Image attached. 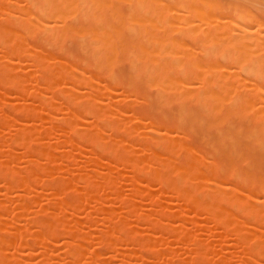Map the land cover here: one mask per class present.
Masks as SVG:
<instances>
[{"label":"bare ground","instance_id":"obj_1","mask_svg":"<svg viewBox=\"0 0 264 264\" xmlns=\"http://www.w3.org/2000/svg\"><path fill=\"white\" fill-rule=\"evenodd\" d=\"M13 1L15 2L9 0V3H14ZM30 2L34 11L26 9V3L25 7L20 9L19 16L12 14L15 17L0 21V87L3 90L7 88L8 91L5 92L19 94L18 97L21 98L20 102L13 104L0 99V106L9 109L10 104V111L16 115H26L27 112L26 116L30 117V113H34L38 120L34 121L32 117L30 119L38 121L37 124L40 125L51 116L54 123L63 125L60 126L61 129L68 132V140L67 136L57 135L68 141L71 150L82 147L84 149L86 146L89 148L85 150L90 154L91 164L103 154L108 158L107 162L111 161V164H108L110 169L126 167L125 176L124 173L121 175L124 178L122 180H127L125 185H128L127 190L124 187L125 197L110 174L83 171L86 172L84 174L81 173V166H77L80 173L72 175L78 176L73 179L79 181L83 191L71 196L75 201L72 204L73 210H80L83 200H91V214H94L90 219L96 223L98 220L95 215L103 213L106 219H98L103 218L107 225L113 224L112 232H108V235L104 233L106 237H99V234H103L101 232L95 235V240L101 238L103 241L96 242L99 249L100 244L101 247L106 244L104 252H107L106 247L110 249L112 243H121L120 240L124 239L135 244L137 254L145 253L148 256V259L143 257L147 259L146 264H158L159 257H163V261L170 259L169 255L173 251L169 250L170 246L165 247L170 243L163 237L165 234L168 238H173L174 242L171 243L176 242L180 247L174 246L178 248L185 245L195 248L193 255L188 256V259H181L176 255L175 261H171L173 264H207L204 249L216 245L217 243L210 242L219 238L208 241L195 239L189 234V229L207 230L208 220L212 225L210 228L224 226L223 229L218 228L225 230V234L222 231L217 237L228 238L225 240L233 242L230 243L231 247L235 245L245 248V254L241 253L245 259H240L239 264H264V172L256 163L264 156V21L259 20L247 8V0ZM3 6L0 7L2 13L8 8L6 6L7 8L3 9ZM6 10L5 12L9 11ZM35 34L42 37L46 48L29 46L27 39ZM67 38L74 40L81 51L83 58L80 62L83 61V65L78 66L69 60L58 59L47 49L54 46L55 49H62ZM21 58L29 59L32 63L29 65L34 66L33 70L36 68L34 72L43 80L41 88L48 90L56 84L55 82L61 81L62 84H59L63 85V90H60L58 95L51 93L48 96L46 91L39 90L37 84H34V89L31 88L34 92H28L25 84L30 76L19 71L21 68L16 67L17 61H13ZM123 63L127 66L125 70L121 68ZM85 64L92 66V70L99 75H106L109 84L106 85L102 79L88 75ZM39 80L41 82V79ZM60 85L57 86L61 87ZM82 86L86 89L82 90L84 93L78 90ZM149 90L154 91L153 96L146 93ZM26 101L33 103L31 108L26 105ZM136 103L141 104L138 106L140 109L134 107L133 104ZM43 106L49 109V113L38 111V107L41 109ZM165 109L168 113L164 112ZM1 110V125L9 118L11 122L16 119L12 118L13 113L10 117L9 113L6 114L3 110L6 114L4 115ZM46 113L50 114L49 118ZM18 125L19 130L10 134L12 136L8 137L9 144L6 143V147L10 149L12 145L18 144L23 148L22 154L19 155H24V158L36 155L45 160L40 165L39 162L25 159L27 166L21 171L42 173L51 169L56 163L49 162L52 156L50 148L48 147V150L47 146L40 147L32 142L33 139L45 135L48 129L23 121ZM103 130H108L107 134L103 133ZM189 137L201 145L206 144V153L188 144ZM67 158L68 155L63 152L64 168L66 163L69 165L70 162ZM3 163L0 162V186L5 188L6 192L7 189L20 190L24 186L37 187L40 183V188L48 187L51 192H67L61 180L46 177L40 179L35 176L31 181L22 176L16 179L12 171L3 167ZM59 165L64 166L60 162ZM126 171L132 172V175H128L130 172L126 174ZM119 173L122 174H117ZM153 184L157 189H152ZM101 191L110 198L107 204L109 206L105 208L104 202L102 205L101 201L107 198L105 199ZM99 192L103 199H100ZM127 193L128 196L132 197L133 194L140 200L144 198L148 201L150 208L146 206V209L149 208L144 211L146 213L131 215L136 217L132 218V222H142L146 228L142 227L144 225L141 223L143 229H127L122 217L116 215V206H113L116 202L119 203L116 204L119 206L117 209L134 212V203L128 200ZM66 194L72 195L69 192ZM160 194L167 195L169 199L160 200ZM2 196L4 199V193ZM34 196H21L22 204L14 206V216L19 217L22 213L24 215L27 208L25 203L31 202ZM65 198L60 199L63 201H57L58 204L55 203L57 206L53 211L30 218L31 225L41 232L36 234L37 236L22 235V238L29 236L34 239L33 244L26 241L29 246L32 244L47 248L49 239L57 237H72L74 241L82 239L81 232L85 231L86 225L88 227L84 220L79 224L76 222L75 226L74 222L73 225L57 222L62 205L68 202ZM142 202L145 201L142 200L141 204ZM1 209H5L3 203H0ZM170 210L171 214L175 213L168 215ZM188 211L194 216L189 217ZM196 214L203 216L204 218L200 217L204 221L199 217L197 222ZM192 217L196 218L195 221ZM187 223L191 224L192 228ZM99 226L102 227L101 221ZM100 227L97 228L100 230ZM139 229L140 233L147 231L146 236L137 233ZM8 231L0 233V246L4 236L19 234L21 237L19 231ZM152 232L163 234L153 238ZM27 244L21 243L20 247L28 248ZM64 245L67 249L63 250L66 253L63 255L67 259H63H66L68 264H76V258L85 255V250L73 249L70 241H64ZM160 248L163 250V256ZM111 251H114L113 247ZM111 251L109 250V253H112ZM92 255L98 258L96 250ZM109 255L107 254V257L112 259V254ZM41 257L44 258L41 262L45 261L43 264H50L47 258ZM108 258L107 261L110 259ZM101 260L97 263V259L96 263L101 264ZM132 263L136 264V261ZM216 263L231 264V260L208 264ZM0 264L24 263L20 259L15 261L0 256Z\"/></svg>","mask_w":264,"mask_h":264},{"label":"rangeland","instance_id":"obj_2","mask_svg":"<svg viewBox=\"0 0 264 264\" xmlns=\"http://www.w3.org/2000/svg\"><path fill=\"white\" fill-rule=\"evenodd\" d=\"M10 1L12 2V0H10ZM19 1L20 2L22 1L21 3H23L24 5L23 4L22 5H17V4H21ZM19 1L18 0L16 1L15 0V2L13 1L14 3H11V2L9 3V0H6V1L5 0L4 1L0 0V4H1L0 7L4 5L3 6V9H4L7 6L8 7V8L6 7L7 10L6 9L5 10L6 11L9 10L8 12L10 13L9 15L11 16L10 17L9 15H7L6 13H8V12H5V10H3V13H2V11H0L1 15H3V17L0 15V21H2L5 18H7V19L8 18H13V17L16 16V14L19 16V13L21 12L20 9L22 7H25V4L26 3L28 4L30 2V0H19ZM23 1H25V2H23ZM221 1L222 2H226L227 0H221ZM8 3L12 7H10L8 5ZM15 3H17V4H15ZM263 3H264V0H258V1L257 0L256 1L255 0H247V8H249V10L252 12V14H254L261 21H264L263 20L264 19V4ZM27 4H26V6H27L26 9L31 10V11H34V9L32 8V5L33 4L31 2H30V4H28L29 6ZM254 4H256V6ZM13 6H17V7H13ZM1 8H0V10H1ZM15 9H16V11H15ZM257 12H259V13L257 14ZM12 14H14L15 16H13ZM27 40H28L27 42H28L29 46H31V45H33V46H42V47L46 48L45 45H44L43 39H42V37L39 34H35V35H33V37L31 36ZM47 49H49V52L52 53V55H54V57H57L58 59L60 58L61 60H69L71 63H75L78 66L83 65V61L80 62V60L83 58V55H81V51H79V49L77 48V45H76L75 41L72 40V39L70 40V38L65 39V41L63 43V48L62 49H59V48H56L55 49V46L52 47V48H50V47L48 48L47 47ZM0 54H1V52H0ZM61 54H63V55H61ZM70 55H72V56H71L70 59H68ZM1 56H2V54L0 55V57ZM15 60L17 61L16 67H19V69L21 68V70H19V69L18 70L21 71L22 73L26 72L30 76V77H27V79H26L27 82L25 84V88H27L28 92H29V90L30 91L32 90L31 88H33L32 86H34V84L35 85L37 84V86L39 87V90L43 91L44 89L41 88L42 87L43 80H42V78H40L38 76V73H35L34 72V70H36V68H34V70H33L32 67H34V66L33 65H29V64H32L31 61H29V59H26V58H21L19 60L18 59H14L13 61H15ZM27 62H29V63H27ZM14 66H15V63H14ZM121 66H122L121 68H123V70H125L126 67H127L125 63H123ZM28 67L30 69L32 68L33 71L30 70ZM85 67L88 69V75H90L91 77L93 76V77H97L98 79H102L105 82L106 85L109 84L108 81L106 80V75H104L103 73H101L99 75V73H97L96 71L92 70L93 69L92 66H88V65L85 64ZM25 69H26V71H25ZM26 73H24V74H26ZM92 74H94V75H92ZM39 79H41V82H40ZM103 81H101V82L104 84ZM57 82H58V84H57ZM57 82H55L56 84H54L50 89L44 90V91H46V93L45 92L44 93L46 95H48V96H50L51 93H52V95H58L60 93L59 91L60 90H63V88H62L63 85L61 86L59 84V83H61V81L60 82L57 81ZM40 84H41V86H39ZM57 85H60L61 87H58ZM55 87H58V89H56ZM82 88H83V86H82ZM82 88L81 89L78 88V90L79 91L80 90L81 91L82 90L83 91H86V89H84V88L82 89ZM54 89H56V91H54ZM5 90L8 91L7 88H4V90H3V88L0 87V99H3L2 101H5L6 103L9 102L10 104L11 103L12 104L13 103H17V102H20L21 101V98L18 97L19 94L17 95L15 92H12V91L5 92ZM1 91H3V92H1ZM146 93L147 94H150L151 96L154 95V91H150L149 90ZM80 95H83V94L80 93ZM26 102H27L26 105L29 108H31V106H32L33 103L31 101H26ZM105 102H107V100ZM10 104H8L9 105L8 106L9 109L6 107V109H8L9 112L5 109V107H1L0 106L1 107L0 109H2L1 110L2 113H4L6 111L5 113L6 114L9 113L8 115L11 117V116H13V115H11L13 112L10 111L11 110L10 109V107H11ZM133 105H134L135 108L140 109V107H138V106H141V104L136 103V104H133ZM38 108H39V110H38ZM38 108H37V110L39 112H42V113H44L46 111L48 112V110H49L46 106L41 107V109H40V107H38ZM3 110H4V112H3ZM165 110H164V112L165 113H168L167 109H165ZM5 113H4V115H6ZM48 113H46L47 116H48L47 118H49V115H50V114L48 115ZM13 114H14L15 117L13 116L12 118L13 119L16 118L15 120H17L18 123L19 122L22 123V121L25 122V123L26 122L31 123V124L33 123L34 125H39L41 128L44 127L46 130L48 129L47 131L49 133L47 132V133H45V135H42V136H39L36 139H33L32 142H35V144L36 145H39L40 147L41 146H43V147L47 146V149L48 150L50 148V151L52 153V156L49 159V162H53V163L55 162L56 164H54V166H52L51 169H49V170H47L45 172H42V173L36 172V171H32L31 173H24V172H22L21 170L24 171V169L27 166L26 160L27 161L29 159L30 160H33L35 162H39L40 165H41V162L44 159H42L43 157L41 158L40 156H36V155H32L30 158L29 157L24 158V155L23 156L22 155H19L21 153V151H22L23 148H20L21 146H18V144H15L16 147L14 145H12L11 146L12 148H10V149H9V147L8 148L6 147V146H8V145H6V143L9 144V142L7 141L8 140V137L12 136L10 134L14 133L15 130H19L18 127L20 126V125H18V123L15 120H13V121H14V123L16 122L17 124L16 123L14 124L13 121L11 122V120L9 118L8 120L10 121V123H6V122H8V120H6V122L4 121L5 124H3V125L0 124V162H2V163L3 162H6L5 164L3 163V167L6 168L9 171H12L15 174V178L16 179L17 178H21L20 176H22L27 181H31L32 177L35 176V177H38L40 179H42V177H44V178L46 177V179L47 178L48 179L49 178H52L54 180H61L63 182L64 188L67 189V190H65V191H67L66 193L69 192L70 194L72 193V195H67L66 193H64V194L67 195L66 196V195H64L62 193V191H54V192H51L48 189V187H41L40 188L39 186H41V183H40L39 186L37 185V187L35 186L33 188L24 186L20 190H16L15 189V191L14 190L12 191L10 189H7L8 190L7 192H6L5 188H2L0 186V203H3L4 208H5L4 210L3 209L0 210V233L3 232V231L6 232L9 229L12 230L13 228H15L17 230L15 231V229H14L12 231H8V233H13V231H15V232H18L19 231L21 233V237L18 236L19 234L18 235H11V234H9L8 236H4L3 240L1 241L0 256L6 257V258H10V259L12 258L13 260L15 259V261H17L18 259H20V260L23 261L24 264H25V262L27 264H41L42 263L41 261H42V258H43L41 256H44L45 258L48 259V262L50 264H64V262L67 259L66 256L64 257V255H63V254H66V253L63 252V250L65 251L67 249V248L65 249L64 241L65 242L66 241H70L71 244H72V248L73 249H75V250H79V249L81 250V249H83V250L86 251L85 252V255H81L78 258H76V260L74 262L76 264H95L97 262L96 261L97 259L99 261L97 263H100V259H102L101 260V264H124L123 262H125V263L130 262V264H133L132 261H136V264H137V262L139 263V261L141 262V264H146V260L148 259V256L145 253H142L140 255L137 254L136 253V248L137 247L135 246V244H133L132 242L126 241L124 239L123 240H120L121 243H118L117 242V244L116 243H112L111 244L112 247H113V250H114L113 252L115 254H113V252L111 251L112 247L110 249H108L106 247L107 252H104L105 246H107L106 244H105V246H103L104 244H102L103 249H102L101 244H100V249H99V246H98L99 244L98 243H100V242H98V240L101 241V238H103L105 232H106L105 233L106 235L109 234L108 232H112L111 228L113 227L112 226L113 224H110V223H108V225L105 224L106 221L104 222V220H103V218H104L103 213L102 214H96L95 215V216H97L96 219L98 220V221H96V223H95V221H92L93 219H90L91 218L90 216H92L94 214V213L91 214V211H93V210H91V207L93 206L92 203H91L92 202L91 200H89V201L87 200L86 202H84V200H83L82 201L83 204H82V206H80L82 208L80 210L75 211L72 208L73 207L72 204L75 203V201L73 200L74 198H72L71 196H74L73 194H76V193H78V194L80 192L83 193V191L81 190V186L82 185L79 183V181L76 182L73 179V178H76L78 176H76V177H73L72 176V175H76V172H77V175L80 173V172L78 173L77 166L79 168L81 166V168H82V170L80 169L81 170V173L83 171H86V172L88 171V172H93L94 174H97V173H101L102 175H109L110 174V176L115 180L114 182L116 183V185L120 187V190H122V193H123L124 197H125V194H126L125 192L127 190V186L128 185L127 184L125 185V183H126L127 180L126 181L122 180L123 177H121V175L123 176V173L125 172V170H127L126 167L122 168L124 170L117 169V167L116 168H113V169H116V170L110 169L108 164H111V161H108L107 162V159L108 158L105 155H103V154H101L102 156H100L97 159V161L95 160L94 163L91 164L90 154H88L87 151L85 150V149H89V148L86 146V147H84V149H82L83 148L82 147L81 149L71 150V148L68 145L69 144L68 141H66L65 139H63L64 137L61 139L60 136L57 135V134H60L61 137L62 136H65V137L67 136L66 139L68 140V132L65 129H63V128H62L63 130L61 129V127L63 125L58 124V123H54L52 121V117L51 116H50V119H49L50 121L47 120L48 122L47 121L46 122H43V124L40 125V124H37L38 121L37 122H34V121L38 120V117L34 113L33 114L30 113V117H32L34 121L32 119H30L29 116H26V115H28L27 112H26V115H25V113L22 114V115H18L17 114L18 116L15 113H13ZM37 115H39V114H37ZM34 125H32V126L34 127ZM36 127L39 128L38 126H36ZM64 130L66 131V133H65ZM107 132H108V130L107 131L103 130V133H106L107 134ZM188 139H187V143L190 144V145H192V146H194L197 150L199 149L200 151H202L204 153H206V151L208 150V146L206 144L205 145H203V144L201 145L200 143H198V141H196L192 137H189ZM61 143H63L64 146ZM79 146L80 145H78V148H79ZM81 146H82V144H81ZM67 149L69 151H67ZM63 152H64V154H67L68 155V158L67 159L70 160L69 165H67L68 163H66V168H64L65 167V164H63V163H65L64 162L65 160L63 161ZM108 156H109V154H108ZM44 162H45V160H44ZM59 162H60V164H62L64 166H60L59 165ZM105 163H106V165H105ZM256 163L258 164L259 169L262 172H264V156H262L260 158V161H258ZM112 164H114V163L112 162ZM0 168H1V166H0ZM118 168H119V166H118ZM118 172H122V174L121 173L117 174ZM127 172H130V171H126V174H128ZM128 175H132V172H130V174H128ZM124 176H125V173H124ZM0 183H1V181H0ZM2 183L4 184L3 180H2ZM153 185L151 186L152 189L153 188H156L157 189V186L154 185V186H156V187H154ZM2 186H4V185H2ZM124 187L126 188V190H125ZM130 187H128V189H131ZM3 189H4V191H3ZM152 189H150V190H152ZM83 190L85 191V188L84 187H83ZM128 191H130V190H128ZM101 192H102L103 196L105 195V199L106 198L107 199L109 198V196H107L106 194H104L103 191H101ZM3 193H4V199H2ZM34 194H35V196H34ZM102 194L100 195V192L98 193V195L100 196V199H103ZM28 195H33L34 197H32L31 202L25 203V205L27 207L26 208V213L24 215H23V213L20 214L22 216L19 215V217H16V215L14 216V214H15V212H14V210H15L14 209V206H16V204H18V203H20L19 204V206H20L22 204L21 196L27 197ZM69 196H70V198H69ZM127 196H128V193H127ZM159 197H160L159 198L160 200H164V201L169 199L168 196L165 195V194H160ZM63 198H65L66 201L68 200V202H65L62 205V210L60 212L61 214L58 215L57 222L59 221V222L65 223L66 225H69L70 223H72L71 225H73V222H74V225L73 226H75L76 225L75 224L76 222H77V224H79V223H82V221L84 220L85 222L84 221L83 222L85 224L88 223V227L86 225V228L85 229L83 228L85 231L84 232L83 231L81 232V233H83V234H81V236H82L81 238L82 239H79V240H76V241H74L72 237H59V238L57 237L56 239H49V241L51 243L50 242L48 243L49 246L47 244V248H40V247H37V246L32 245L34 239H32L29 236L26 237V238L23 237L24 238L23 239L22 238V235L23 236H25V235L27 236V234H34V235H36V234H38V233L41 232L40 229H37L36 227H33L31 225V223H30V220L31 219L30 218H33L34 215H39L40 213H46V212L53 211V209L57 206L58 202L64 200ZM60 199H63V200H60ZM86 199L87 198H85V200ZM107 199L104 200V201L103 200L101 201V204H102V202H104V205H105L104 208L107 207V206H109L107 204L110 201V198L108 200ZM126 199H127V197H126ZM128 200L129 201H132L134 203V208H133V211L134 212H131L130 211L128 213L127 211H124L123 209H121V210H119L120 208L117 209L119 206L116 205V204H119V203L116 202V201H115L116 203L113 202V203H115V204H113V206L115 205L117 207V208L114 207V209H115L114 211H116V215H118V216L120 215L122 217V220H123L122 222H124V225L127 227V229L129 228L130 230H135L136 231V228L137 227H141L143 223L142 222H139V221H138L139 223L138 222H134V221L132 222V218L134 219V217H135V216L134 217H132V216L134 215V213L135 214H140L141 212L146 213L144 211L149 210L150 206L148 205V201L146 202V199H144V198L142 200L145 201V202H142L143 204H141V201L142 200H140V198H138V197H135V195H133V194H132V197L131 196H128ZM56 202H57V204H55ZM98 203H100V201H98ZM101 204H98V205H101ZM95 205H97V204H95ZM95 205H94V207H96ZM113 206H112V208H113ZM139 206L140 207H143L144 209H141ZM146 206L149 207V208L146 209ZM18 210H19V208H18ZM147 213H149V212L147 211ZM171 213H172V210L168 211L167 214L168 215H173L175 212L173 214H171ZM187 213H189L190 216ZM187 213H186L187 217L188 216L189 217L194 216V215H192V212L191 211L190 212L188 211ZM88 214H89V217H88ZM196 215H197L196 217L198 219H196L195 217H192V218H193V221H195V219H196V221L198 222L200 220L199 217L201 215H198V214H196ZM17 216H18V214H17ZM137 216H139V215H137ZM141 216H143V215H141ZM87 217L90 220L87 219ZM98 217H103V218H101L103 221L100 220V219H98ZM201 217H203V216H201ZM104 219H106V218H104ZM201 220H202V218H201ZM100 221H101V226L103 228L99 226L100 225ZM202 221H204V220H202ZM92 222H93V224H92ZM98 223H99V225H98ZM134 223H135V225H134ZM207 223H208V229L207 230H203V231H198V230L195 231V229H193L191 227V224H188L187 223V225H189L192 228V229H189V234L193 238H195V239H205V240L208 241V239L210 240V239L214 238V240H215V238H217V239L219 238V240H215L217 242H215V241H211L210 242L211 244L212 243L213 244L217 243L216 245H212V247H209V248L206 247L204 249V252H205V255H206L205 257H206L208 263L209 262H217V261L220 262V260L221 261H223V260L225 261V259H229V260H231V264H235V263L239 264L238 262H240V259H243V260L245 259V256L243 254H241V253H244L245 254V248L244 247L243 248H240L239 246L237 247L235 245L233 247H231L232 244H233V242H230V240H225V239H228V238H226L225 236H224L225 237L224 239L223 238H220V237H217V236H220V234H221L222 231L225 234V230H221L224 227L223 225H222V228L220 226H218L221 229L218 228V227H216V229H214L213 227L210 228L211 223L208 222V220H207ZM96 226L98 228L100 227V230ZM104 226L109 231L107 229H105ZM142 227H145V225L142 226ZM140 229L137 230V233L141 234L142 236H146L147 231L146 232L144 231V233L141 231L142 233H140L139 232ZM147 229H148V226H147ZM100 232L103 233V234H99ZM148 233H149V230H148ZM152 233L155 234L156 232H152ZM152 233H151V235H152L151 237H153V238L154 237L156 238L160 234L161 235L163 234L161 232L160 233L157 232L156 235H154ZM96 234H99L98 236L101 237V238H98L97 240H95V237H96L95 235ZM104 237H106V236H104ZM163 237L167 238L166 240L168 242H170V243H167L166 244L167 246H165V243L166 242L164 243V245L163 244L162 245L165 246V247H169L170 246L171 248L169 247L170 248L169 250L171 251V249H172L173 251L169 255V257H170V259L168 258L169 260L168 259H166V260L164 259L165 261H163L162 260L163 257H159L161 260L158 258V262H159L158 264H173L174 262H171V261L177 258L176 255H178V257L180 256L179 258H181V259L182 258L183 259L184 258L185 259H188V256L191 257L193 255V253L195 251V248L194 247H191L190 245H185L182 248H178V247H176L178 245V244H176V242L174 244L171 243V241H172L173 238L170 239V238H168L169 236L168 235H165V234H163ZM223 240H224V242H222ZM26 241H29V243H32V244L29 246V244H27ZM24 242H25V245L27 244L28 248H26L25 246L24 247H20V244L21 243H24ZM96 242H98V243H96ZM101 242H103V241H101ZM172 242H174V241H172ZM230 243H232V244L230 245ZM22 245H24V244H22ZM52 245H54V246H52ZM174 245H176V246H174ZM159 246H157V247L159 248ZM95 250L97 251L98 258L95 257L97 259L96 260H93L95 258H94V255H92V254L94 253ZM109 250L112 253H109ZM169 250H167V251H169ZM91 251H93V252H91ZM99 253L101 255V258H100ZM95 254H96V252H95ZM104 254L106 255V257H104ZM107 254L108 255L109 254H112L113 258L111 259L109 257L110 258L109 259L107 257ZM89 255H91V256H89ZM161 255L163 256V250L162 249H161ZM164 255H166L165 252H164ZM109 256H111V255H109ZM144 256L147 259L143 258ZM63 257L66 258V259H63ZM165 257L167 258V256H165ZM107 258L109 259V261L106 260ZM58 259H59V261H58ZM236 259H239V260H236ZM43 260H44V258H43ZM66 262H65V264H68ZM43 263H45V261H43ZM216 264H219V263H216Z\"/></svg>","mask_w":264,"mask_h":264}]
</instances>
